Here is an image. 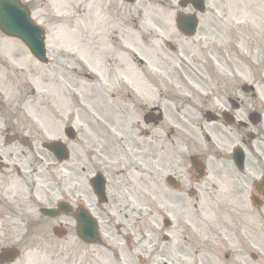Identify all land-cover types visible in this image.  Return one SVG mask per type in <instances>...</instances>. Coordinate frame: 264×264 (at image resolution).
<instances>
[{
  "label": "flooded vegetation",
  "instance_id": "1",
  "mask_svg": "<svg viewBox=\"0 0 264 264\" xmlns=\"http://www.w3.org/2000/svg\"><path fill=\"white\" fill-rule=\"evenodd\" d=\"M113 11L117 16L122 13L115 6ZM178 13L174 10L172 15L176 17ZM151 22L162 26L164 20L157 16ZM251 25L246 29L229 20L222 24L220 38L208 37V31H198L190 37L192 43L196 40L191 38L198 37L196 52L192 56L190 50L188 58L190 74L183 73L190 89L178 93L181 98L174 101L170 119L162 100V53L156 42L139 47L144 55L139 63L145 68L154 64L153 72L144 69L141 77L114 72L102 80L96 74L92 79L91 104L80 105L83 99L77 90L79 83L63 81L60 72H55L53 79L63 81L60 85L73 104L69 109L63 107L49 82H45V140L62 141L68 148V158L57 163L52 152L42 147L44 140L34 132L35 109L25 104V98L16 99L3 112L6 125L0 126V156L14 166L19 163L14 156H28L26 164L32 156L46 157L47 182L57 173L59 189L55 196L70 210L58 217L59 225L74 222L72 212L77 206L97 212L101 205L90 180L101 172L108 181L105 194L109 207L147 208L151 207L152 198L162 203V187L171 209H183L189 204L190 210L195 211L222 207L214 221L206 220L208 217L201 221L190 215V230L206 238L216 235L221 246L226 239L235 238V247L228 248L224 257L237 255L257 264L264 257V99L254 81L245 82L252 88H244L241 77L242 45L248 38L243 32H252L250 38L254 40ZM17 43L10 50H0V68L4 69L0 78L14 88V94L27 97L28 92L34 93L32 65L25 58L28 50H22ZM218 43L215 53L212 45ZM210 59L221 68L218 78L210 73ZM173 70L182 74L181 69ZM253 112L260 115L257 123H252ZM157 114L161 117L158 123ZM75 122L91 125L90 133H82ZM54 123H59L57 133L50 129ZM66 126L76 130L71 139L64 133ZM164 126L169 128L163 130ZM249 126L251 129L243 135L242 128ZM12 135L16 141L8 143L7 138ZM107 143L112 150L104 156ZM237 148L242 149L243 156H234ZM15 169L19 174L20 170ZM167 175L175 179L177 189L166 183Z\"/></svg>",
  "mask_w": 264,
  "mask_h": 264
},
{
  "label": "rangeland",
  "instance_id": "2",
  "mask_svg": "<svg viewBox=\"0 0 264 264\" xmlns=\"http://www.w3.org/2000/svg\"><path fill=\"white\" fill-rule=\"evenodd\" d=\"M24 1L30 7L34 20L46 30L47 48L50 49L49 53L53 58L50 65L51 75L50 68H46V72L43 65L37 62H34L31 68L32 85L35 88L33 107L36 134L41 133L42 138H45L43 133H46V129L43 122L46 120L44 113L46 102L43 95L46 81L63 107L69 109L73 104L68 93H65L60 85L63 81L79 83L77 90L80 97L91 104L94 84L85 78V73L90 75L97 73L102 80L110 73L123 72L126 69L130 74H138L140 77L144 69L146 72H153L154 64L148 63V67L141 70L135 58L130 57L134 49L142 55L138 49L144 47L148 41L158 43L161 48L164 89L162 100L170 119L174 101L181 98L178 93L181 94V91L190 88L187 76L183 73L189 72L190 50L194 56L198 38L192 43L190 39L178 36L174 25L169 26L167 22L164 28L157 32L160 38L148 33V29L156 30L154 24L149 22L154 11L155 14L165 16L162 18L167 21L172 13L169 10L177 8V0H139L137 4L129 7L131 9L129 21L126 12L122 14L124 18L114 13V5L110 0ZM205 1L206 11L198 15L199 31H208V37L215 35L220 38L222 24L229 20L240 23L246 29L249 25H254L252 29L254 40L250 38L252 32H243L248 38L242 45L241 77L242 82L254 81L259 86V96L264 99V0ZM139 13L142 14V21L139 20ZM137 24L139 25L136 28ZM13 42L0 34V50H10ZM212 47L217 53L219 43ZM138 56L141 57L139 54ZM180 61L185 64L181 65ZM120 67L123 71L118 70ZM173 69H181L182 74L179 76ZM3 72L4 69L0 68V75ZM55 72H60L64 80L53 79ZM220 72V66L210 59V73H214L218 78ZM4 87L5 82L0 78V90ZM51 125V131L57 133L59 123ZM74 125L82 133H90L91 125L86 126L79 122H75ZM165 126L163 130L169 128ZM249 129L251 126L243 127V135ZM163 138L166 139L165 135ZM108 144L104 148V156H109L112 150ZM19 158L22 159V156ZM43 162L44 156H33L32 162L28 165V175H22L13 181L6 174L0 173V247L17 245L21 249V255L14 264H139L136 254L140 251L147 255L143 264H255L248 258L237 255L224 257L223 253L228 248L235 247L237 243L235 238L226 239V243L221 246L216 235L206 238L190 230V215L193 219L203 221L208 217L206 220L214 221L222 207H208L204 211H195L190 210L189 204L183 209H171L168 207V197L163 187L160 190L162 203L152 198L149 201L151 207L144 208L141 214L138 213L139 209L121 210L118 222L126 224L122 231H117L115 227L117 222L111 217L117 208L98 207L97 217L103 246L83 244L74 237V234L62 239L55 238L49 230L52 222L48 225L43 220L41 223L37 221H34V224L29 223L30 218L39 216L36 204L29 199L30 193L34 192L37 199L43 202L47 201V196L54 195L53 190L46 189L49 183ZM54 168L52 165L51 169ZM54 182L58 185V181ZM54 188L57 189L58 186ZM161 216H167L171 220L169 230L162 225ZM71 230L73 229L70 228V232ZM162 233H169V242L163 241ZM261 238H264V235H261ZM107 243L113 244V252ZM153 247L159 251L155 255H149ZM116 254L118 256H115ZM262 259L257 264H264V257Z\"/></svg>",
  "mask_w": 264,
  "mask_h": 264
},
{
  "label": "water",
  "instance_id": "3",
  "mask_svg": "<svg viewBox=\"0 0 264 264\" xmlns=\"http://www.w3.org/2000/svg\"><path fill=\"white\" fill-rule=\"evenodd\" d=\"M196 9L203 10L202 0H190ZM18 15L16 16V14ZM27 21L29 25H32L29 21L28 14L24 9L17 6L12 0H0V28L9 35H14L22 38L28 46L31 48L35 56L41 58L44 54L43 38L41 31L35 28L33 32L22 31L23 21ZM29 20V21H28ZM184 27L192 25L191 23H182ZM179 23L180 26H182ZM194 25V23H193ZM49 211V210H46ZM17 252L13 249L3 250L1 257L11 256L14 257Z\"/></svg>",
  "mask_w": 264,
  "mask_h": 264
}]
</instances>
